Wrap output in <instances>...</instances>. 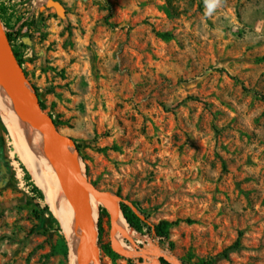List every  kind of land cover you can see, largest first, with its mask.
Listing matches in <instances>:
<instances>
[{"label": "rangeland", "instance_id": "obj_1", "mask_svg": "<svg viewBox=\"0 0 264 264\" xmlns=\"http://www.w3.org/2000/svg\"><path fill=\"white\" fill-rule=\"evenodd\" d=\"M47 1L0 0L44 111L90 182L137 204L149 227L181 221L172 248L124 228L127 247L155 245L181 264H264V0H54L59 12ZM0 119V264H70L1 108ZM99 218L101 249L110 222Z\"/></svg>", "mask_w": 264, "mask_h": 264}, {"label": "water", "instance_id": "obj_2", "mask_svg": "<svg viewBox=\"0 0 264 264\" xmlns=\"http://www.w3.org/2000/svg\"><path fill=\"white\" fill-rule=\"evenodd\" d=\"M46 5L58 12L61 10L60 4L54 1L49 0ZM0 98L15 111L26 136L42 149L44 158L58 181L66 205L69 228L78 241V246L73 245V255L77 264H104L98 246L99 212L95 218L93 201L100 204L108 213L110 246L113 251L121 257L141 259L143 264H148L146 262L149 257L148 250L136 246L128 250L125 241L115 237V217L118 214L122 215L121 203L130 206L141 219L144 218L131 202L112 191L94 186L87 179L72 138L65 135L55 125L53 118L42 110L35 87L28 80L23 67L19 65L1 20ZM157 264H160L158 260Z\"/></svg>", "mask_w": 264, "mask_h": 264}, {"label": "bare ground", "instance_id": "obj_3", "mask_svg": "<svg viewBox=\"0 0 264 264\" xmlns=\"http://www.w3.org/2000/svg\"><path fill=\"white\" fill-rule=\"evenodd\" d=\"M0 108L12 138L14 139L18 149L22 153L26 163L34 174L37 183H39L40 187L42 188L49 203L50 209L63 228L69 245L70 264H77L76 258L73 255V245L75 244L78 246V241L69 228L68 218L66 215V205L61 195L58 181L54 177L47 161L45 160L42 149L29 140L17 120L15 111L10 106L6 105L1 98ZM92 208L95 218H97L100 204L93 201ZM123 222L126 223L122 215L118 214L115 217V237L125 241V238L128 237L122 234L125 231ZM145 249L149 252V257L146 260L148 264H157V258L160 256H166L170 262L172 261V264H178L174 257L165 254L155 245H152L151 250L147 248ZM128 250H130V248H128Z\"/></svg>", "mask_w": 264, "mask_h": 264}, {"label": "trees", "instance_id": "obj_4", "mask_svg": "<svg viewBox=\"0 0 264 264\" xmlns=\"http://www.w3.org/2000/svg\"><path fill=\"white\" fill-rule=\"evenodd\" d=\"M162 10L164 11V13L172 18L176 15V11L174 10L173 7H171V4L168 3L166 5H164L162 7ZM0 20L3 24L4 27L7 28V24H6V18H5V9L2 8L0 6ZM113 28H116L115 25L112 26ZM18 33H7V36H8V39H9V42L12 43L13 42V39H14V36H16ZM157 37L160 38L161 40L163 41H170L172 39V34L170 32H158L157 33ZM18 63L20 66H22L23 64V61H22V58H21V54L17 51H13ZM26 75V73H25ZM27 76V75H26ZM36 92H37V89L35 88ZM37 96H38V93H37ZM39 99V98H38ZM39 103H40V106L42 108V110H44V105L43 103L39 100ZM50 115V114H48ZM50 117H52L50 115ZM53 122L55 123V125L58 127L59 123L53 119ZM0 123H1V119H0ZM3 130L4 132L6 131V129L4 128L3 126ZM76 149L78 150V145H75ZM21 169L22 171L24 172V179L26 180L27 183H30V187H31V190L32 192L38 196L39 199H43L44 196H43V193L35 186L34 183H32L31 181V177H30V173L27 172L28 170L25 169V167L23 165H21ZM94 186H96V183L95 182H91ZM132 206H134L138 212L140 214H142L140 208L138 207L137 204H135L134 202L131 203ZM49 206H45L43 207L42 211L48 216L49 220L52 222V224H54L57 228H59L58 226V219L54 216V214L52 212L49 211L50 208H48ZM120 208H121V213L123 215V218L125 219L126 223L128 225H126L125 222L124 223V226L125 228H127L128 230L132 229L134 230L135 232H137L138 234H141L143 235L144 234V230L147 229V230H150L154 237L155 238H158L159 240L161 241H166L168 243V246L170 248L173 247V244L169 241V238H170V229H172L173 227L179 225V223L181 222L180 220H175V221H168V220H160L157 224H155L153 227H149L148 224L146 223L145 219H141L138 215H136V213H134V211L132 210V208L130 206H128L127 204L125 203H121L120 204ZM99 214L100 216L101 215H104L106 214L105 210L103 208H99ZM40 219V218H39ZM186 223H191L192 221L191 220H186L185 221ZM60 224V222H59ZM61 226V224H60ZM129 226V227H128ZM61 229L63 230L62 226H61ZM99 231L101 233V220L99 218ZM64 233V232H63ZM101 250L103 252V254L112 262V263H115L117 260H120V259H123L120 255H118L117 253H115L113 251V249L111 248L110 244H105L101 247ZM129 264L132 262L131 259H125ZM162 264H168L166 263L165 261L161 260ZM187 262L185 261L183 264H186ZM202 264H209L208 262L206 263H202Z\"/></svg>", "mask_w": 264, "mask_h": 264}, {"label": "flooded vegetation", "instance_id": "obj_5", "mask_svg": "<svg viewBox=\"0 0 264 264\" xmlns=\"http://www.w3.org/2000/svg\"><path fill=\"white\" fill-rule=\"evenodd\" d=\"M52 1H54V0H52ZM54 2H56V1H54ZM12 49H13V51H16V49H15V45H14V44L12 45ZM5 175H7V173H5V174H3L2 176H0V184H1V183H4V181H6V179H7L6 177H7V176H5Z\"/></svg>", "mask_w": 264, "mask_h": 264}]
</instances>
